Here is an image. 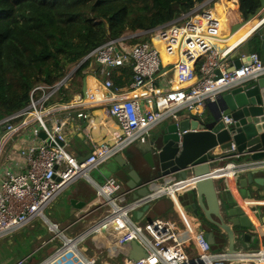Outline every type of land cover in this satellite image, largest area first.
I'll return each instance as SVG.
<instances>
[{
	"label": "built area",
	"instance_id": "built-area-1",
	"mask_svg": "<svg viewBox=\"0 0 264 264\" xmlns=\"http://www.w3.org/2000/svg\"><path fill=\"white\" fill-rule=\"evenodd\" d=\"M217 2L208 0L189 14L149 30L147 40L142 43L130 45L125 40L144 33L125 38L108 34L87 56L99 67L104 80L87 75L89 88L85 98L62 99L60 89L68 88L72 75L66 76L54 86L35 87L26 107L0 121V132L4 133V140L0 141V238L35 220L42 221L50 236L34 253L52 242L55 249L37 264H98L92 243L106 247L108 256L119 259L121 264H264V250H243L233 255L213 251L203 232L185 217L178 205V194L193 189L194 177L168 182L145 197L129 201L132 191L123 189L102 169L127 146L144 142L148 132L164 120L175 123L184 112L192 118L203 117L205 106L219 95L264 76V62L257 53L239 57L240 66L236 68L228 65L229 50L220 53L210 45L220 41L225 30L211 12ZM261 26L264 27V19L247 32L243 41ZM243 28L244 24L236 32ZM159 46L165 55L175 59L162 65ZM200 55H204V60L197 65ZM124 67L131 70L132 81L126 90H121L111 77L114 69ZM169 72L173 73L172 81L166 78ZM86 107H100L115 121L118 132L111 144L92 141L89 154L80 161L67 150L63 123L54 117L62 111ZM77 117L86 115L79 112ZM222 121L226 126L233 123L227 116ZM32 129L43 132L45 139H35L23 147V139L28 138ZM9 140L12 141L9 155L15 148L16 155L24 159V171L15 172L2 160L3 148ZM227 152H235L233 143ZM241 157L245 156L219 161L223 164L215 169L214 179L234 181L248 172L264 169V160L228 161ZM92 172L100 177V183L91 176ZM78 180L91 184L95 201L74 224L91 215H96L97 220L80 233L68 236L45 217L44 211ZM162 197L171 199L180 212L181 225L163 220H133L138 208ZM243 205L249 204L243 201ZM182 227L185 236L179 238ZM131 243L141 250L136 258ZM82 246L87 247L86 251ZM26 261L27 258L18 264Z\"/></svg>",
	"mask_w": 264,
	"mask_h": 264
},
{
	"label": "trees",
	"instance_id": "trees-1",
	"mask_svg": "<svg viewBox=\"0 0 264 264\" xmlns=\"http://www.w3.org/2000/svg\"><path fill=\"white\" fill-rule=\"evenodd\" d=\"M206 1L0 0V121L26 107L35 87L54 86L73 70L68 90L60 89L62 99L68 101L80 93L82 79L93 62L87 56L108 34L125 38L144 33L125 42H145L149 30L189 14ZM222 1L232 5L224 15L228 28L260 9V0ZM248 46L251 53L260 54V36H253ZM117 69L129 75V68ZM129 76L126 81L130 84ZM118 81L112 79L116 86ZM203 222L216 230L204 218ZM27 262L40 260L32 255Z\"/></svg>",
	"mask_w": 264,
	"mask_h": 264
},
{
	"label": "water",
	"instance_id": "water-1",
	"mask_svg": "<svg viewBox=\"0 0 264 264\" xmlns=\"http://www.w3.org/2000/svg\"><path fill=\"white\" fill-rule=\"evenodd\" d=\"M260 2L264 7V0ZM241 25H235L231 30V35ZM261 49L264 50V41L261 43ZM233 66L238 68L240 63L235 60ZM73 72L74 70L67 76H71ZM166 78L172 81L173 73L169 72ZM86 92L87 84L83 79L82 98L86 97ZM205 110L203 117L192 118L188 112H184L177 122L166 123L153 136L151 146L145 143L140 158L149 169L158 173L156 180L173 175H177L178 179L188 176L196 179L190 192V202L187 204L188 207L184 206L183 213L187 219L195 217L199 224L203 223L204 218L213 225L216 229L213 235L216 238H222L227 245L225 253L233 255L236 254L235 242L237 240H240L245 248H250L252 234H258V232L256 229L250 232L254 226L249 217L240 209L228 208L229 200L226 195H218L217 179H214L215 169L219 161L237 155H244L246 161L264 160V76L219 95L214 102L205 106ZM224 116L232 119L233 123L230 126L223 123ZM38 135L41 140L45 139L43 132H39ZM231 143L235 145V152L228 153ZM85 158L79 160L82 161ZM114 164L124 168L127 166V160L118 154L104 165L105 170L111 169ZM260 171L264 172V169H258L252 173ZM116 172L114 170L112 173ZM128 176L130 181L127 187L135 191L134 199L151 194L145 184L138 187L140 177L134 169L128 173ZM253 182L257 187H264V177L254 178ZM246 183V178L239 180L241 187H245ZM86 206L85 201L69 199L62 210L64 211L66 207L67 211L69 210L78 217ZM172 206L174 207L173 203ZM223 216L230 218L228 224L224 222ZM255 216L258 217V214ZM41 227L46 234L45 226ZM211 237L212 235L209 234V238ZM207 240L209 244L214 241L208 238ZM91 247L97 250L98 264H121L119 259L108 256L106 247H98L94 243ZM131 247L134 251V258H136L141 250L134 243H131ZM54 249L55 247L51 251ZM86 249V246H82L83 251Z\"/></svg>",
	"mask_w": 264,
	"mask_h": 264
},
{
	"label": "crops",
	"instance_id": "crops-1",
	"mask_svg": "<svg viewBox=\"0 0 264 264\" xmlns=\"http://www.w3.org/2000/svg\"><path fill=\"white\" fill-rule=\"evenodd\" d=\"M231 6H232L231 4H227L224 1L219 0V2H217L215 6L214 5L212 6L211 12H213L214 15L217 16L221 21V18H224V15L229 11ZM214 8H218L220 10V12L222 13L221 18L213 11ZM263 19H264V8L258 11L255 14V16L244 25V28L242 30L238 31V33L236 32L230 37L227 36L226 29H228V26L226 22L224 24L221 21L223 28H225L224 32H222L221 40L213 41L210 43V45L213 46L214 44L217 45L225 44L226 45L225 51L229 50L228 52L229 58L227 62L229 66H232L235 60L239 62L238 60L239 57H246L249 55V53H251V51L249 50L248 41L253 36L258 34L260 38L264 37V32L261 30L264 27L261 26L248 39L243 41L244 39L243 37L246 36L247 32H249L253 27H256V25H258V23L261 22ZM231 30H230V34H231ZM239 38L240 40L237 41ZM159 48L162 49L161 46H159ZM258 55L262 60V62H264V55L261 53ZM162 56L165 58L167 63L172 62L175 59L172 56L170 57L165 55L163 49H162ZM127 71L129 75L131 74L132 76L131 70H127ZM87 75H93L96 78H98L99 81L104 80V77L101 76L99 73V67L94 62H92L90 66V72H88ZM129 75L127 76L123 71L116 68L113 70L111 78L113 79L114 83L119 78L118 84L117 86L116 85L115 86L121 90H126L129 86V83H127L128 80L126 81L127 77H130ZM85 77H83V79H85ZM88 85L89 84H87V90L89 88ZM68 87H70V84H68ZM81 87H82V83H81ZM65 90H68V88H66ZM78 96H81V91L80 93L73 94L68 101H71ZM79 112H83L86 115V117L78 118L77 114ZM181 114L179 115L181 116ZM54 120H56L58 123H63L62 128L67 143V150L78 159L84 158L89 154L92 141L95 143L111 144L113 137L118 132V127L116 126L115 121L112 118L107 117L100 107H86L84 109L62 111L54 117ZM155 127L151 129L148 132V134L145 136L144 142L136 141L131 145L127 146L120 153L122 157L125 160H127V166H125L124 168H120L119 166L114 164V166H112V168L109 170L107 169L105 170V167L102 168L104 169L106 176H111L114 179H116L122 185L123 189L130 190L127 187V184L130 181L128 173L132 169H134L137 172L138 176L140 177L138 187H141L143 184H146L148 188L161 183L165 185L168 182H172L178 179L177 175H173L165 179H161L160 181L159 180L156 181V179L159 176L158 173H156L155 170L149 169L145 165L144 161L140 158V155L142 154L141 151L143 149V146L146 144L151 146L153 142V136L159 131ZM3 134H4L3 132H0V141L4 140ZM38 134H39L38 130L32 129L30 131V135H28V138L23 139L22 142L23 147H25L27 144L31 143L35 139L36 140L40 139ZM11 147H12V141L9 140L3 148L2 160L4 159L5 163L8 164V166L13 171L15 172L24 171L25 170L24 159L16 155L17 152L14 147H13L14 148L13 154L9 155V151ZM7 157H9V159H7ZM245 159L246 157H241V161L245 162L246 161ZM228 161H233V160H228ZM222 164L223 161L218 162L217 168L220 167ZM114 170H116L117 172L113 174L112 172ZM252 172H248L244 175H241L234 181L233 180L227 181L225 179H217L216 181V191L218 195L219 196L226 195V197L229 200L228 208L236 207L238 210L240 209L245 215L249 217L251 223L254 226L252 227L250 232L254 231L255 229L258 232V234L255 233L252 234L250 248H245L247 250V251L244 250L245 252L264 250V187H257L253 181L252 182L250 181V179L252 178L264 177V172L261 171L257 173H252ZM95 176L96 178L93 177L95 181L100 183L102 181L100 177H98L96 173ZM241 178L247 179V183L245 187H241L239 184V180ZM190 192L191 190L189 192H186L185 190L184 192L178 194V205H180L179 207L182 209V211L185 210L184 206H187V204L190 202L189 201ZM62 195L64 200L62 204V208L69 199H77L78 201H85L87 203V206L85 207L84 210H87L90 207V205H92L95 201V191L91 186V184L86 182L85 180L76 181L75 183L70 185L66 190H64L58 197H61ZM134 196H135V191H132L128 197V200L129 201L134 200ZM243 201H247L249 205H243ZM63 212H65L66 221L69 222L72 221V223H70L71 225L68 224L71 227L69 226L65 230H62V231H66L72 228L73 223L77 220L78 217L73 213L69 212V210L67 211L66 207L64 208ZM256 214H258V217L255 216ZM181 216L182 215L177 210V208L175 206L174 207L172 206L171 199H169L168 197H162L138 208L133 213L132 218L133 220H137L138 222H146L150 220H163V221L172 222L177 225H181L182 224ZM224 217L226 216H223V218ZM226 218L230 219L229 217ZM96 220H97V216L91 215L87 217L84 222H79V223L84 224L88 222L89 225L95 222ZM189 220L193 222V224L197 229L201 230L198 225V222L195 219L189 218ZM43 235L44 234L41 233L40 236L38 237H43ZM204 235L208 239H212V240L215 239L212 243L213 246H215L214 242L219 243L218 246L225 243L222 238H216L214 235H212V237L209 238L208 234H204ZM214 251L217 252L215 249Z\"/></svg>",
	"mask_w": 264,
	"mask_h": 264
},
{
	"label": "rangeland",
	"instance_id": "rangeland-1",
	"mask_svg": "<svg viewBox=\"0 0 264 264\" xmlns=\"http://www.w3.org/2000/svg\"><path fill=\"white\" fill-rule=\"evenodd\" d=\"M208 1V0H207ZM216 4H214L215 6ZM264 32V28L261 29ZM259 49V47H258ZM259 52L264 55V50H260ZM71 82H69L70 84ZM69 88V87H68ZM64 90V88H63ZM182 115V114H181ZM169 120H164L163 122L159 123L155 128L160 129L162 126H164L166 123H168ZM155 129V130H156ZM91 176L96 178L95 173L92 172ZM188 176V175H187ZM161 180V179H160ZM159 180V181H160ZM157 181V180H156ZM164 184H157L154 186L149 187L150 191L154 192L158 187L163 186ZM190 190H186V192H189ZM63 195L61 197H58L51 205L48 206V208L44 211L45 217L55 223L60 230H65L68 228L72 223V221H66L65 212L62 210V204H63ZM224 222L226 224L229 223V219L224 217ZM75 223V222H74ZM73 223V224H74ZM190 223L193 224V222ZM70 224V225H68ZM44 225L42 221L35 220L31 224L21 228L17 232L11 233L3 238H0V264H18L19 262H22L24 259L30 258L32 255L37 257L40 261L43 260L45 257L50 255L52 252L51 249L55 246V243L52 242L51 244L41 248L39 251L34 253V251L41 246L43 241L47 240L50 236V234L43 231ZM90 225V224H89ZM87 223H77L72 226L71 229H68L65 231V234L68 236H73L76 233L81 232L86 227L89 226ZM45 228H47L45 226ZM43 233V237H38L40 234ZM179 238H183L185 236V231L182 227V230L178 233ZM39 238V240H37ZM206 238V237H205ZM207 240V238H206ZM208 241V240H207ZM215 246H211L213 249H215L217 252H225L227 245L226 243L221 244L214 242ZM100 246L99 244L97 245ZM235 250L236 252H240L243 250H246L244 245L241 243L240 240H237L235 242ZM123 261V258H121ZM21 264H31L30 262H23Z\"/></svg>",
	"mask_w": 264,
	"mask_h": 264
},
{
	"label": "bare ground",
	"instance_id": "bare-ground-1",
	"mask_svg": "<svg viewBox=\"0 0 264 264\" xmlns=\"http://www.w3.org/2000/svg\"><path fill=\"white\" fill-rule=\"evenodd\" d=\"M264 7L262 6V4H261V2H260V9L258 10V11H260L261 9H263ZM213 11L221 18V12H220V10L218 9V8H214L213 9ZM255 16V14L254 15H252V14H250L249 16H248V18H247V20L246 21H243V22H240V23H237V24H246L248 21H250L253 17ZM221 21L225 24V18H221ZM237 24H234V25H232L231 27L233 28L235 25H237ZM236 33V32H235ZM234 33V34H235ZM238 33V32H237ZM233 35V34H232ZM230 33H229V28H228V32H227V36L228 37H230V36H232ZM244 38V37H243ZM242 39V38H241ZM240 40V38L237 40V41H239ZM213 48H215L216 50H217V52H220V53H222V52H225V49H226V45L225 44H220V45H217V44H214L213 46H212ZM159 51L161 52V57H162V65H167V62H166V60H165V58L162 56V49H160L159 48ZM199 60H201V63L203 62V60H204V55H200L199 57H198V59H197V63H198V61ZM201 63H199V65L201 64ZM198 65V64H197ZM139 215V214H138ZM138 218V217H137Z\"/></svg>",
	"mask_w": 264,
	"mask_h": 264
},
{
	"label": "flooded vegetation",
	"instance_id": "flooded-vegetation-1",
	"mask_svg": "<svg viewBox=\"0 0 264 264\" xmlns=\"http://www.w3.org/2000/svg\"><path fill=\"white\" fill-rule=\"evenodd\" d=\"M190 219H195L196 221H197V219L195 218V217H190ZM198 222V221H197ZM198 225H199V227L201 228V231L203 232V234H211V235H213V233H215V231H213L210 227H209V225H207L206 223H202V224H199V222H198Z\"/></svg>",
	"mask_w": 264,
	"mask_h": 264
}]
</instances>
